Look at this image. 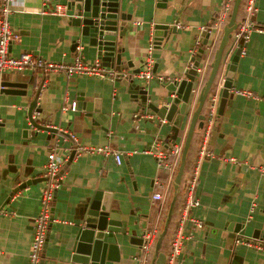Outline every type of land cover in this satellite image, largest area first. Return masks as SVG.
<instances>
[{"label":"crops","instance_id":"0c3cea01","mask_svg":"<svg viewBox=\"0 0 264 264\" xmlns=\"http://www.w3.org/2000/svg\"><path fill=\"white\" fill-rule=\"evenodd\" d=\"M55 2L65 5L66 0H50L49 5ZM222 4L223 0H120L128 26L119 42L123 48L121 59L132 61L134 66L124 69L122 65L118 69L131 73L146 60H151L153 77L147 81L135 77L134 81L147 89L151 101L156 104L159 96L166 93L157 79L183 78L200 48L204 49L201 65L207 61L211 66L216 54L212 52L215 45L218 49L224 28L230 26L232 11L222 30L209 32L207 45L202 43L199 28L214 22ZM42 6L43 0H19L9 16L11 29L18 37L11 44L10 53L18 56L30 52L50 61L70 63L76 55L71 49L72 42L80 39V54L85 62L92 64L98 58L97 48L89 45L87 38L80 37L79 28L71 26V12L67 10L65 17L41 14ZM242 15L243 6L239 5L235 17L237 25ZM253 21L264 28V0L256 1ZM176 22L180 25L170 34L168 42L158 43L153 34L154 26L162 24L173 28ZM230 38L218 71V87L212 91L216 95V117L207 147L215 156L201 162L196 186L200 204L191 211L202 221L203 227L185 242L180 264H264V247L258 246L260 241L253 238L255 232H260L261 236L264 231V33L253 31L250 34L244 44L246 53L240 55L235 64L229 96L223 98L220 94L222 82L236 50L229 52ZM198 39L200 42L196 45ZM34 75V84H29L27 94H18L21 84ZM7 81L16 87L0 93V124L3 125L0 127V264H27L33 219L42 209L43 165L47 152L56 145L65 160L64 167L76 145L116 151L120 162L113 155L81 154L74 155L61 169V185L49 204L53 221L46 234L42 264H69L72 234L77 224L82 223L92 195L104 191L112 194L113 206L128 216L126 234L117 236L118 258L106 259L105 264H139L136 256L140 247L131 243L130 238L141 237L159 222L161 204L152 201L151 195L158 190V181L174 185L175 179L171 182L165 176L166 169L158 168L155 158L143 150L152 147L157 139L162 141L164 148L170 147L171 125L161 122L156 113L143 106L142 99L146 95L136 98L133 91H129L127 79L67 77L64 73L53 72L43 83L38 104L49 125L72 134L77 143L58 134L52 137L39 132L35 136L36 130L31 127L26 112L41 75L25 70L9 73ZM232 89L250 91L259 98L236 95ZM198 93L199 86L192 99L191 112L198 105ZM79 97H84V102L90 105L81 106ZM65 102L75 103L76 109L62 112ZM207 107L206 99L201 109L203 128L198 127L197 120L186 153L188 168L194 165L201 147ZM135 112L150 114L153 118H133ZM190 117L176 143L184 144ZM229 158H235L239 164L232 163ZM26 180L33 183L19 189ZM184 198L185 190L181 194L182 205ZM238 223L243 226L235 231ZM184 234H189L188 228L184 229ZM238 237L249 239L251 245H236ZM168 244L164 246L166 250H169Z\"/></svg>","mask_w":264,"mask_h":264},{"label":"water","instance_id":"95a60500","mask_svg":"<svg viewBox=\"0 0 264 264\" xmlns=\"http://www.w3.org/2000/svg\"><path fill=\"white\" fill-rule=\"evenodd\" d=\"M240 2L241 0L234 1L230 26L224 28L219 47L210 66L211 69L208 77L204 85L199 87L197 98L198 105L196 106L194 112H191V104L193 96L199 86V73L197 72V69L202 63L201 57H203L204 54L203 48H200L197 54L191 59V65L185 72L183 78L169 77L166 78L165 81L163 78L157 79L161 82L160 86L164 88L166 93L164 95H160L157 103L155 104V102L151 101V95L148 94L147 89L140 83H136L134 81V78L137 77V74L142 69L143 64H140V66L131 70V73H127L126 71H123V69H118V67L121 68L120 66L122 65V68L124 69H129L134 66L132 61H123L121 59L123 48L119 42L125 35L128 26L126 25V22H124L127 17L121 12L120 0H66L65 2L66 9L71 12V16L69 17L71 26L79 28L80 37L87 38L89 45L96 46L98 57L101 59L102 64L117 71V78L127 79L131 87L129 91H133L132 93L136 98L138 95H146V98L142 99L143 106L156 113L160 120H164L167 124L171 125L172 135L170 147L176 145V139L179 131L183 130L185 125H187L186 122L189 120V115L191 116L186 131V138L181 155V163L174 179L173 198L168 208L164 227L156 239L151 264L166 263V254L160 251V247L171 219L176 193L184 169L186 153L197 120H199L198 127L201 129L203 128L204 115L201 114V109L207 99V96L211 90L214 91V88L217 89L218 87L217 80L219 78V67L226 43L231 36V32L237 27L235 17ZM175 31V25L171 28L169 25L156 24L154 26L153 34L155 35V40L158 43L161 41L168 42L170 34L175 33ZM201 36L203 37V45H207L210 33L204 31ZM80 41V39H74L71 49L75 50V47L80 45ZM239 57L240 48L235 50L231 63L227 68L225 79L222 82L220 94L223 98H227L229 96V91L232 87V81L234 78L235 64ZM8 75L9 74L6 73L2 76V85L4 86L2 91L9 87H16V84H10L11 82L7 81ZM29 77L26 79V83L21 84V91L18 92V94L26 95L29 84H34L33 78L35 79V75L33 77ZM45 80L46 77L41 76L40 84L37 86L38 88L35 89V92L28 103L26 112L27 119L31 127L36 130L35 136H37L39 132H46L47 134L52 135V137L55 136V134H58L60 136L68 137L71 143L76 144L77 142L71 137L70 133H65L62 130L54 128L52 125H49L47 117L43 116V109L38 104V98ZM78 99L80 100L79 103L81 106L87 105L88 107V105H90L89 102H84V97H79ZM1 126H3L2 123L0 124V127ZM74 153L75 152L73 150L66 165L73 159ZM32 183L33 182L31 180H26L20 184L19 189L31 185ZM113 204L112 194L110 192H97L92 195L84 210V214L81 219L82 223L77 224V230L74 231L75 234H72L73 242L71 246V254L68 259L69 264H105L106 259L113 261L118 258L119 250L117 236L126 234L128 216L123 215L120 208L117 206L114 207ZM52 221L53 217L50 219L48 228L50 227ZM242 226V223H238L235 231H239ZM259 233L260 232H255L253 238L258 239L261 243L260 245L264 247V231L261 236H259ZM242 234L243 233L240 232V235ZM130 242L140 247L142 244V238L133 236L130 238ZM45 247L46 243L44 250Z\"/></svg>","mask_w":264,"mask_h":264},{"label":"built area","instance_id":"2783aa9c","mask_svg":"<svg viewBox=\"0 0 264 264\" xmlns=\"http://www.w3.org/2000/svg\"><path fill=\"white\" fill-rule=\"evenodd\" d=\"M234 1L235 0H223L221 9L218 15L215 17L214 22L209 26L200 27V33L204 31L219 32L220 30H222L229 19ZM256 1L257 0H244V15L239 21L235 29L236 31L233 33V36H231L232 41L229 47L230 53H233L235 49L240 48V55H245L246 52L244 49V44L249 40L250 34L253 31L264 33V28L257 26V24H255V22L253 21V16L256 12ZM18 2L19 0H0V93L4 88V86L2 85L3 74L23 72L25 70L44 77H47L50 73L53 72L64 73L67 77L72 75H87L95 77L108 76V78H110L111 80H114L118 77L117 71L104 66L99 57L92 64H88L87 62H85L80 54V45L75 47L76 55L70 63L50 61L30 52H23L18 56L12 55L10 53V47L18 37L11 29V26L9 24V16L16 9ZM49 3L50 0H43V6L40 11L41 14L64 17L68 15L65 5L56 2L49 5ZM137 23L140 22H136V24ZM179 25L180 24L176 22V27ZM199 42L200 39H198L195 44L198 45ZM150 48L151 46L149 47V49ZM208 66V62L205 61L204 64L197 69V72L199 73V87H202L205 83L206 70ZM137 77L146 81L150 80L153 77L151 72V60H146L145 62H143L142 70H140V72L137 74ZM232 91L234 94L246 98H259L255 93L250 91L238 89H232ZM215 96L216 95L214 94V92H212L210 95V100L208 101L207 112L205 114V128L202 132L201 147L197 152L196 160L194 162V165L191 167V170L189 171L188 178L185 183L184 203L181 209L179 220L176 225V229L170 241V250L168 255H166L165 264H180V256L183 254L182 251L185 242L191 238L194 231H197L203 227L202 221L198 217L194 216L191 211L193 208L198 207L200 204L199 199L196 196V186L198 183V175L201 162L204 158H211L215 156V153L207 147L210 128L212 127L216 117ZM68 109L75 110V103L72 102L66 104L65 102L62 105L61 110L62 112H66ZM132 116L133 118H153L152 115L144 114L142 112H135ZM163 121L164 120H161V122ZM70 135L74 139L72 134ZM183 145L182 142L178 143L170 150V152H168L164 150L162 141L160 139H157L155 140V142H153L152 147L143 150V153H150L155 158L157 167L160 169H166L167 177L172 182L181 163ZM59 150L60 148L58 147V145H56L55 148L50 149L46 154V161L43 165V176L45 178V184L40 196L42 209L41 212L33 219V235L27 256V264H41L43 250L46 243V234L50 223L49 204L53 198L54 192L61 185V169L64 166L63 164L65 162V160H62ZM74 152V155L76 156H79L81 154H104L105 156L113 155L116 161L118 163L120 162L119 153L116 151H111L105 147H87L76 145ZM228 160L232 163L239 164V162L235 158H229ZM262 171L264 172V167L262 168ZM157 183L158 186L156 187L158 188V190L151 195V200L159 201L161 204V209L163 203L165 202L169 185L168 182L161 183L158 181ZM157 223L158 222H155L153 228L144 231L141 236L142 244L136 256L139 264H149L150 256L152 261L154 253V250L152 253V244L156 239ZM185 228L189 229L188 235L184 234ZM241 243L251 245L249 239H245L243 237L236 238L235 244L237 245Z\"/></svg>","mask_w":264,"mask_h":264},{"label":"trees","instance_id":"16d2710c","mask_svg":"<svg viewBox=\"0 0 264 264\" xmlns=\"http://www.w3.org/2000/svg\"><path fill=\"white\" fill-rule=\"evenodd\" d=\"M240 6L242 7H244V0H241V2H240ZM243 16V15H242ZM230 40H231V38H230ZM229 41H227V43H226V46H225V50H226V47H227V45H229ZM217 45H218V43H217ZM216 49H217V46L215 45V47H214V50H213V52H212V54L214 53V52H216ZM213 58H214V56H213ZM212 59H210V61H211ZM210 64H209V66H208V68H207V70H206V76H205V79H206V77H208V74H209V71H210ZM204 79V80H205ZM211 93H212V90L209 92V94H208V96H207V101H209L210 100V95H211ZM202 110H203V108H202ZM183 132L180 130L179 131V133H178V136H181V135H183L182 134ZM176 144H178V143H176ZM174 147V146H173ZM173 147H168V148H164V150H166V151H168V152H170V150L173 148ZM169 154V153H168ZM171 155V154H170ZM184 171H183V175H182V180L180 181V184H179V187H178V190H177V193H176V199H175V203H174V206H173V210H172V215H171V219H170V222H169V225H168V228H167V232H166V234L164 235V237H163V239H162V244H161V247H160V251H162V252H164L166 255H168V253H169V250H170V240H171V236L173 235V233H174V231H175V229H176V225H177V222H178V220H179V215H178V213L179 214H181V212H179V210L181 209V207L183 206L182 205V202H181V194H183L184 193V188H185V184H184V182H183V180L187 177V171H189V170H191V166L188 168L187 167V158H186V162H185V164H184V169H183ZM167 172V171H166ZM185 174H186V176H185ZM165 176H167V174L165 175ZM175 176H176V174H175ZM174 176V177H175ZM183 190V191H182ZM173 184L171 183L170 185H169V187H168V190H167V193H166V199H165V203H164V205H163V207L161 208V211H160V216H161V218H160V220H159V222L157 223V225H156V228H157V233H156V239H157V237H158V235L160 234V232L162 231V228H163V223H164V221H165V219H166V216H167V212H168V208H169V205H170V203H171V201H172V198H173ZM153 228V227H152ZM151 229V228H150ZM156 239L154 240V242H153V244H152V253H153V250H154V247H155V241H156ZM169 243L168 244V246H169V250H166L165 249V244L166 243ZM151 253V254H152ZM150 261H151V256H150V260H149V264H150Z\"/></svg>","mask_w":264,"mask_h":264},{"label":"clouds","instance_id":"9594fccd","mask_svg":"<svg viewBox=\"0 0 264 264\" xmlns=\"http://www.w3.org/2000/svg\"><path fill=\"white\" fill-rule=\"evenodd\" d=\"M224 54V53H223ZM206 79H207V77H206ZM206 81V80H205ZM156 242V241H155Z\"/></svg>","mask_w":264,"mask_h":264},{"label":"rangeland","instance_id":"374dc122","mask_svg":"<svg viewBox=\"0 0 264 264\" xmlns=\"http://www.w3.org/2000/svg\"><path fill=\"white\" fill-rule=\"evenodd\" d=\"M263 247V246H262Z\"/></svg>","mask_w":264,"mask_h":264}]
</instances>
